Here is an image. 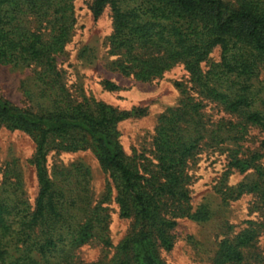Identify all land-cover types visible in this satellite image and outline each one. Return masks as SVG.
Wrapping results in <instances>:
<instances>
[{
	"label": "rangeland",
	"instance_id": "rangeland-1",
	"mask_svg": "<svg viewBox=\"0 0 264 264\" xmlns=\"http://www.w3.org/2000/svg\"><path fill=\"white\" fill-rule=\"evenodd\" d=\"M91 2L72 0L68 35L54 55L53 69L35 62L0 64V96L36 114L78 103L93 107L98 102L132 112L116 126L124 157L155 186L166 184L174 172L178 192L187 196L179 201L165 199L164 212L175 225L169 230L170 249L155 240L160 259L165 264H214L224 240L234 241L250 232L253 238L242 248L244 261L239 264H263L264 198L254 184L259 180L258 169L264 172V148L260 146L264 128L207 97L203 87L191 81L182 62L149 80L121 71L122 57L110 47L111 10L107 5L94 18ZM144 4L148 0H120L124 9ZM27 20L31 28L42 30L45 25L35 15ZM228 47L229 55L237 51L250 59L248 75L219 76V45L200 62L202 72H208L211 84L219 77L223 92H235L246 84L250 108L264 114V55L257 56L251 45L235 40ZM105 80L117 87L107 88ZM35 146L27 132L0 126V186L7 170L5 175L17 182V192L31 208L38 191ZM184 147L189 151L180 156ZM255 153L259 155L256 159L252 157ZM236 160L249 165L240 170L232 165ZM45 165L62 194L63 220L57 225L56 247L51 249L54 259L69 252L80 264H116L127 250H139L138 244L128 249L123 244L138 237L142 223L134 215L120 214L110 172L91 149H50Z\"/></svg>",
	"mask_w": 264,
	"mask_h": 264
},
{
	"label": "trees",
	"instance_id": "trees-1",
	"mask_svg": "<svg viewBox=\"0 0 264 264\" xmlns=\"http://www.w3.org/2000/svg\"><path fill=\"white\" fill-rule=\"evenodd\" d=\"M71 2L0 0V64L35 62L53 69L54 55L62 49L68 35ZM107 5L113 26L110 47L122 57L121 71L149 80L172 64L182 62L191 81L202 86L207 97L220 100L227 110L264 128V114L250 108L252 100L246 84L235 92H223L217 83L219 77L211 84L208 72L204 74L199 65L212 47L219 45V76L248 75L250 59L245 60L237 51L229 55L228 42L235 40L249 44L257 56L264 55V0H235V3L224 0H148V5L131 9H124L120 0H92L90 10L93 17L98 18ZM32 15L44 19L42 30L28 27L27 16ZM219 73L217 71L216 75ZM244 80L247 81L248 77ZM104 85L109 89L117 87L109 80H105ZM131 115L130 111H119L102 102L93 107L78 103L58 107L47 114H36L0 96V126L23 130L35 141L33 165L38 183L31 208L17 192V182H12L5 170L0 186V264H80L71 259L69 252L54 259L55 250H51L57 244V225L62 222L63 213L62 194L50 179L45 165L50 149H91L100 165L110 172L117 188L120 214L125 217L134 215L141 221L138 237L125 240L123 244L125 249L132 243L138 244L139 250H127L128 253L116 264H132V261L165 264L155 250V240L165 249L172 247L169 230L175 220L164 212L165 199L179 201L187 196L185 192H178L174 172L169 173L166 184L155 186L126 160L116 126L118 121ZM260 146L264 148V139ZM181 150L180 156L189 148ZM252 157L256 159L259 155L255 153ZM232 165L243 170L249 164L236 160ZM262 170L258 169L259 180L254 185L264 198ZM252 238L250 232H244L234 241L224 240L214 264L243 262L242 248ZM12 248L17 250H10Z\"/></svg>",
	"mask_w": 264,
	"mask_h": 264
}]
</instances>
